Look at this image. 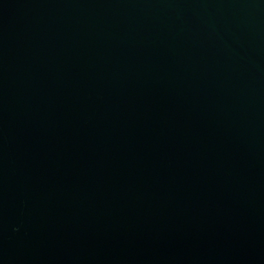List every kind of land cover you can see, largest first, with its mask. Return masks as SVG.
<instances>
[{
	"label": "water",
	"instance_id": "95a60500",
	"mask_svg": "<svg viewBox=\"0 0 264 264\" xmlns=\"http://www.w3.org/2000/svg\"><path fill=\"white\" fill-rule=\"evenodd\" d=\"M0 264H264V0H0Z\"/></svg>",
	"mask_w": 264,
	"mask_h": 264
}]
</instances>
